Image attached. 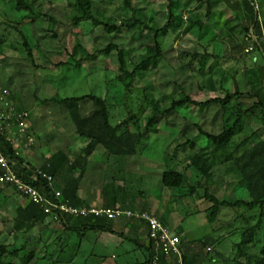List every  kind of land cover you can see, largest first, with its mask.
Wrapping results in <instances>:
<instances>
[{
    "label": "rangeland",
    "instance_id": "374dc122",
    "mask_svg": "<svg viewBox=\"0 0 264 264\" xmlns=\"http://www.w3.org/2000/svg\"><path fill=\"white\" fill-rule=\"evenodd\" d=\"M18 1L0 0V88L10 87L6 78L16 75L29 90L35 89V86L38 90L47 86L51 95L56 91L61 97L101 96L109 104L110 122L122 123L123 129L132 131H144L146 116L150 112L143 98L144 88L155 99H161L162 107L182 94L197 101H206L223 96L224 90L220 86L231 85L230 78L243 70L248 79L247 86L255 90V95L264 102V52L260 49V45L264 47V34L257 35L263 27L264 0H251V5L255 6L253 22L247 11L241 9V3L235 6L237 0H210L209 15L207 0H174L175 17L167 30L158 36L163 56L155 68L145 71L140 77L135 76L130 89H126L120 81L124 74L119 70L118 50L123 51L127 69L131 70L146 47L154 43L153 29L167 24L168 0H131L134 8L142 9L138 16L152 30L124 28L119 34L108 33L101 25L95 26L91 22L72 25L67 0H35L31 16H27L28 9L20 6ZM24 1L30 3L33 0ZM96 1L106 8V22L124 25L132 21L133 12L123 0ZM37 12L42 15H37ZM245 28L257 35L256 49L251 52L245 51L250 45L249 40H245ZM24 38L32 49L31 57L23 45ZM109 43L116 44L118 50L111 49L108 54L102 52ZM205 51L216 55V58L207 60L205 71L210 69L221 91L210 92L201 88L208 74L201 76L198 70L201 64L194 53L203 54ZM86 54H92L93 58L75 66L76 60L83 59ZM52 76L54 89L46 78ZM133 116L137 117V123L133 121ZM222 118L223 112L218 105L206 108L183 106L160 117L157 130L142 137L141 153H136L138 157L150 159L154 170L131 172L130 181L125 184L129 192L120 194L121 206L130 203L138 210L143 207L145 199L156 202L165 224L170 226L168 228L180 232L187 243L217 239L216 243L209 244L200 252L198 261L201 264H236L235 245L240 240V233L243 228L254 224L259 214V208L248 211L243 206L221 207L216 221L211 223L206 212L209 203L203 199L195 203V193H189V186L197 180V173L187 165V159L198 148L208 144L197 126L218 133L222 128ZM263 124L264 120L248 123L246 129L234 138L233 144L245 137L263 138ZM184 125L187 126L186 133L181 132ZM252 129L257 132L258 139L251 136ZM188 139L194 140L197 147L192 149L185 145ZM86 142L85 138H79L76 145L83 147ZM228 168L225 164L213 168L209 186L211 192L219 199H249L242 182H238ZM174 170L186 175L180 186L173 183L166 185L156 174L161 172L163 178ZM123 177L108 179L121 185L126 182ZM120 187L123 189V186ZM201 191L202 188L199 189ZM3 195L9 200L0 198V244H8L14 250L25 243L40 258L36 263L32 260L29 264H134L145 260L138 249L131 251L130 241L121 238V233L129 235L131 225L127 218H116L110 222L117 233H102L110 237L109 242H103L102 236L98 238L93 230H67L62 220L37 225L25 234L12 235L10 221L15 216L16 203L24 198L11 187L5 188ZM157 217L161 218V215ZM69 226L76 227L74 219ZM117 241L121 242L117 244ZM262 246L264 233L260 231L256 244L248 249L249 257L239 261L255 264L259 259L258 262L263 264L264 256L259 252ZM172 257L159 253V262L161 258L172 262Z\"/></svg>",
    "mask_w": 264,
    "mask_h": 264
},
{
    "label": "trees",
    "instance_id": "16d2710c",
    "mask_svg": "<svg viewBox=\"0 0 264 264\" xmlns=\"http://www.w3.org/2000/svg\"><path fill=\"white\" fill-rule=\"evenodd\" d=\"M34 1L35 0L30 3L24 0L18 1L20 6L28 9L29 14H27V16H31V14L34 13L32 4ZM67 1L71 10L70 22L74 26L81 22H91L95 26L101 25L108 33L113 32L117 34L121 33L124 28H137L139 31L152 30V27H148L138 16L140 15V10L142 9L134 8L131 0H123L126 7L133 12L131 18L132 21L124 25L106 22L104 20L106 8L105 6L101 7L96 0ZM168 1L169 20L167 24L162 28L153 29L154 43L146 47L145 51L140 55L139 62L134 64L131 70L127 69V63L123 58V51L121 49L118 50L116 44L109 43L107 47L102 50V52L107 54L111 49L118 50L119 70L124 74V77H121L120 81L125 85L126 89H130L135 76L140 77L145 71L155 68L163 56V49L158 40V36L160 33L167 30L172 19L175 17V13L173 11L174 0ZM210 2V0H207L208 15L211 13L210 8L212 3ZM250 2L251 0H237L235 2V6L241 3V9L247 11L251 21L253 22L255 6L251 5ZM186 4L187 2L184 5ZM232 6L235 7L234 5ZM37 15L40 16L42 13L37 12ZM262 24L263 30L260 28L257 33L259 36L264 34V21ZM257 35L253 32L250 33L249 29L245 28V40H249L250 44L254 46V50L257 45V39L255 37ZM252 37H255L256 41H253ZM23 45L27 50V55L31 57L32 49L28 45L25 38ZM260 49L264 52L263 46L260 45ZM194 55L198 57L199 63L201 64V67L198 69L201 76L206 73L208 74L203 81L201 88L203 90L207 89L210 92H216L222 89L224 90V95L215 96L206 101H197L192 99L187 94H182L177 98H172L168 106L162 107L161 99H155L150 93H148L147 88H144L143 98L146 101L147 106L150 107V112L146 116L144 131H132L129 128L123 129L122 123L112 124L110 122L109 104L104 97L93 94H84L81 96L55 99L57 102L65 105L69 117L76 127L77 135L80 138H85L87 140L86 146L72 162V170L77 169L76 166H82L79 174L76 177L67 179L66 184L59 189L54 186V176L56 171L48 165H43L39 168L43 173L49 174L53 177L52 186L50 187L46 178L36 174V168L28 163H25L22 158L16 155L15 149L12 147L10 142L6 140L2 132H0V147L7 156L15 161V172L24 182L38 188L44 195L47 196H52L53 189L60 190L63 198L69 203L73 205H80L82 204V201L78 199L76 194L78 184L85 171L84 165H86L89 155L98 145L103 146L109 151V153L114 155H133L140 151L142 137L147 135L148 132H155L157 130V124L160 117H163L183 106L193 105L200 108H206L211 105H218L223 112V118L221 120L222 128L220 132L212 133L210 131L203 130L199 125L197 126L200 134L206 137L208 144L205 147L198 148L197 151L187 159V165L193 168L197 173V180L194 184L189 186V193H195V197L203 199L209 203L206 212L208 221L211 223L216 221L221 207L243 206L248 211L259 208V214L256 222L243 228L240 233V240L235 245L236 252L234 258L236 264H243L239 260L244 257H249L248 249L252 245L254 246L256 244L258 233L260 231L264 233V137L258 139L259 137H257V132L252 129L251 136L257 137L258 140L245 137L236 144H233V141L238 134L246 129L248 123L250 124L253 120H264V102H262L255 95V90L252 88H249L246 92H242L236 86L234 92L232 93L224 86H220L219 89L215 83L216 81L214 80V77L210 73V69L205 71V68L207 67V60L216 58V55L207 51L203 54L194 53ZM92 58V54H86L83 59L76 60L75 66H79L83 60H90ZM84 100H90L94 105L92 113L87 116L81 115L79 110V103ZM132 118L135 123L138 122L137 117L133 116ZM186 131L187 126L184 125L181 132L186 133ZM184 144L189 145L192 149L196 147L195 141L191 139L186 140ZM240 148H242L241 152H239ZM218 164H225L229 167L228 171L231 175L238 182H242L249 199H237L234 201L219 199L213 192H211L209 186L212 182V170ZM185 178V173L179 170H174L172 174L167 173L164 175L163 182L166 185H171V183H173L180 186L184 182ZM8 187L14 189V187L10 185H0V198L3 200H9L8 197L3 195L4 189ZM201 188L202 191L199 192V189ZM14 191L18 193L15 189ZM24 199V203H20L15 207V216L12 217L10 221V234L12 235L18 233L25 234L37 225H47L53 221L51 216L46 214L39 205L26 198ZM111 205L113 206L115 203H112ZM124 206L135 209L132 204L130 205V203H127V205ZM140 210L144 209L141 208ZM71 219L75 220L76 227L69 226ZM159 219L165 224L162 217ZM111 221L112 220L110 219L98 217H66L61 223L65 229L70 231L93 230L101 232H114L110 225ZM177 234L180 238L182 264H201L198 261L200 252L208 247L209 244H214L217 241L215 239H200L197 243L192 244L187 243L183 236H181L180 232ZM9 247L10 246L8 244H0V264H29L32 260L36 263L40 259L36 257V253L34 251L27 248L25 243L20 249L12 250ZM259 252L264 256V246L259 249ZM156 254H159V252L155 249L152 241H150L149 254L147 258L143 262H137L134 264H150ZM171 259L173 261L168 262L166 259L161 258L159 264H178L175 257H172ZM258 260L259 259H256L255 264H260ZM262 263L264 264V262Z\"/></svg>",
    "mask_w": 264,
    "mask_h": 264
},
{
    "label": "crops",
    "instance_id": "0c3cea01",
    "mask_svg": "<svg viewBox=\"0 0 264 264\" xmlns=\"http://www.w3.org/2000/svg\"><path fill=\"white\" fill-rule=\"evenodd\" d=\"M7 78L6 80L10 84V87L5 86L3 88H8L11 91L9 92L8 99L14 109L18 112L26 111L28 113L26 120L28 129L25 134L20 133L13 119L9 125H2L1 132L15 149L16 155L22 158L25 163L32 165L36 169H39L43 165L52 167L56 171L54 186L59 189L66 184L67 179L76 177L79 174L82 166H76L77 169L72 170V162L78 157L87 142L83 147L76 145L80 138L77 135L76 127L71 121L65 105L55 100L65 97H61L58 93H55L56 91H53V95H51L47 86H44L40 90L35 86V89L29 90L28 87H24L23 82L16 75ZM46 78L49 85H51L50 87L54 89L55 81L52 79L54 77L52 76L50 79ZM229 82L231 85L229 84L225 88L231 93L234 92L236 86L242 92L249 90L247 86L248 79L244 75L243 70L236 73L234 78L231 77ZM93 109L94 105L90 100H84L79 103V110L83 116L90 115ZM28 137L32 138L31 142H28ZM205 146L207 144H204L202 147ZM138 153L140 155L141 149ZM137 154L114 155L109 153L103 146L98 145L89 155L86 165H84L85 171L76 191L77 197L82 201V204L111 207L121 206L122 199L120 198V194L129 192L125 184L130 181L129 176H131V172L141 169L154 170L150 159L142 158V156L138 157ZM156 174L163 181L161 172ZM117 176H125L123 179L126 182L119 185L117 182L108 179ZM149 177L152 178L153 176L150 175ZM120 186H123V189ZM199 201H201L199 198L195 199V203ZM24 202L25 199H20L16 203V206ZM112 203H115V205L112 206ZM12 204L15 203L12 202ZM142 209L156 216L161 215L163 218L159 206L156 202H152L150 198L145 199ZM129 221L131 225L128 229L129 235H123L122 233L121 238L127 239L132 243L131 251L138 249L146 259L150 247L146 224L138 220ZM165 225L170 227L167 224ZM112 229L114 230V228ZM95 232L98 234V238L102 236L103 242L110 241V237L102 235L104 232ZM110 233L115 234L117 232L114 230V232ZM120 242L117 241V244Z\"/></svg>",
    "mask_w": 264,
    "mask_h": 264
},
{
    "label": "built area",
    "instance_id": "2783aa9c",
    "mask_svg": "<svg viewBox=\"0 0 264 264\" xmlns=\"http://www.w3.org/2000/svg\"><path fill=\"white\" fill-rule=\"evenodd\" d=\"M256 41L255 37H252ZM264 41V39H263ZM254 50L250 44L246 52ZM9 92L6 88H0V132L2 125H9L14 119L20 133L25 134L28 129V113L17 112L8 99ZM32 138L28 137V142ZM16 163L7 156L0 147V185H10L18 192L21 198H26L40 206L49 214L54 222L66 217L89 218L98 217L106 219L127 218L142 221L147 227V237L152 241L155 249L166 257H175L178 264H182L180 238L176 232L170 230L156 215L146 210L131 209L124 206H94L73 205L63 198L60 190L53 189L52 196L44 195L38 188L24 182L15 172ZM36 174L46 178L49 186H52L53 177L36 169ZM150 264H159V254H156Z\"/></svg>",
    "mask_w": 264,
    "mask_h": 264
}]
</instances>
